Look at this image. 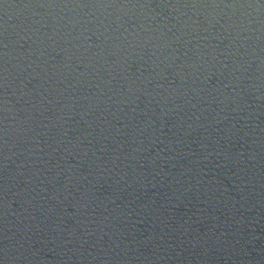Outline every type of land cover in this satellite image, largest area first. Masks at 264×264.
<instances>
[{
  "label": "water",
  "instance_id": "water-1",
  "mask_svg": "<svg viewBox=\"0 0 264 264\" xmlns=\"http://www.w3.org/2000/svg\"><path fill=\"white\" fill-rule=\"evenodd\" d=\"M0 262L264 264V0H0Z\"/></svg>",
  "mask_w": 264,
  "mask_h": 264
},
{
  "label": "clouds",
  "instance_id": "clouds-1",
  "mask_svg": "<svg viewBox=\"0 0 264 264\" xmlns=\"http://www.w3.org/2000/svg\"><path fill=\"white\" fill-rule=\"evenodd\" d=\"M232 7H235V5H232ZM254 7H258V6H254ZM5 163H7V160L5 161ZM0 264H2V262H0Z\"/></svg>",
  "mask_w": 264,
  "mask_h": 264
}]
</instances>
